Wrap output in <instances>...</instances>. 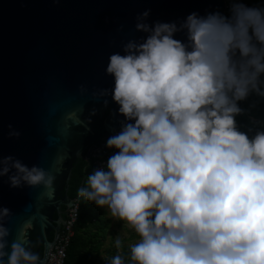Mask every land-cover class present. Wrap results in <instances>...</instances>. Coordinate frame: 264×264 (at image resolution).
Masks as SVG:
<instances>
[{
    "label": "clouds",
    "instance_id": "1",
    "mask_svg": "<svg viewBox=\"0 0 264 264\" xmlns=\"http://www.w3.org/2000/svg\"><path fill=\"white\" fill-rule=\"evenodd\" d=\"M228 3L229 15L179 23L150 25L146 10L135 25L146 36L108 57L113 86L99 95L124 119L105 142L115 151L77 194L137 234L128 264H264V129L236 119L242 101L264 97V7ZM4 175L54 192L53 174L12 156H0ZM9 214L0 207V264H40L23 233L8 245Z\"/></svg>",
    "mask_w": 264,
    "mask_h": 264
},
{
    "label": "water",
    "instance_id": "2",
    "mask_svg": "<svg viewBox=\"0 0 264 264\" xmlns=\"http://www.w3.org/2000/svg\"><path fill=\"white\" fill-rule=\"evenodd\" d=\"M146 10L150 25L179 23L192 12L224 14V0H0V156L55 176L51 194L43 185L12 187L0 176V207L10 210L3 219L8 245L23 233L33 252L43 247L40 264L63 224L53 215L71 204L76 159L120 129L118 105L99 93L113 86L109 55L146 36L135 28Z\"/></svg>",
    "mask_w": 264,
    "mask_h": 264
},
{
    "label": "trees",
    "instance_id": "3",
    "mask_svg": "<svg viewBox=\"0 0 264 264\" xmlns=\"http://www.w3.org/2000/svg\"><path fill=\"white\" fill-rule=\"evenodd\" d=\"M249 6L264 7V0H247ZM241 107L246 109L243 115L237 116L238 124L242 131L248 128L264 129V97L252 95L248 100L241 102ZM259 121L260 123H256ZM90 166L87 160L82 159L74 169L70 179L71 196L73 197L79 188L84 187L83 180L90 174ZM81 197L78 219L74 228V235L67 248V257L64 264H95L98 253L106 236L109 225L102 222V213L99 207H95ZM100 211V212H99ZM43 253L39 256L42 257ZM127 254V253H125ZM125 264H128V259Z\"/></svg>",
    "mask_w": 264,
    "mask_h": 264
},
{
    "label": "built area",
    "instance_id": "4",
    "mask_svg": "<svg viewBox=\"0 0 264 264\" xmlns=\"http://www.w3.org/2000/svg\"><path fill=\"white\" fill-rule=\"evenodd\" d=\"M244 2L248 4L247 0H244ZM229 6L228 0H224V15H229ZM116 132H114L113 135ZM109 136L111 135L101 137L91 149L89 157L86 159L89 163L91 172L94 168L105 165L107 158L115 151L114 149L105 147L106 139ZM77 193L78 191L71 198L70 206L67 207V213L63 220L62 227L56 235L54 243L49 250L46 264H64L66 260L67 248L74 235V228L78 219L80 208L81 197Z\"/></svg>",
    "mask_w": 264,
    "mask_h": 264
},
{
    "label": "rangeland",
    "instance_id": "5",
    "mask_svg": "<svg viewBox=\"0 0 264 264\" xmlns=\"http://www.w3.org/2000/svg\"><path fill=\"white\" fill-rule=\"evenodd\" d=\"M88 175L89 174H87L83 180L84 186H86L85 182L87 180ZM90 204H92L94 206V208L96 207L95 204H93V203H90ZM94 208L92 209L93 211H95ZM99 209L101 210V213H102V217H101L102 222L104 224H106V223H108L107 220H110L107 231H106V236L109 234L112 239H114V240L119 239V240H121L122 244H124V246H128V247L133 242H136L138 240L137 234L134 232V230L132 228H130L128 226V224L126 222L120 221V220L116 221V219L111 216L107 207L99 208Z\"/></svg>",
    "mask_w": 264,
    "mask_h": 264
},
{
    "label": "crops",
    "instance_id": "6",
    "mask_svg": "<svg viewBox=\"0 0 264 264\" xmlns=\"http://www.w3.org/2000/svg\"><path fill=\"white\" fill-rule=\"evenodd\" d=\"M116 221H117V219H116ZM115 241L116 240L112 239L109 234L107 236H105V239H104L102 246L100 248V252L98 253V256L96 258L95 264H106V262L109 259H111L113 256H115L117 254H120L122 256H126L127 259L129 260V251H130L129 247L124 246V244H122L121 248L117 249ZM134 243L135 242H133L132 244H134ZM125 253H127V254H125Z\"/></svg>",
    "mask_w": 264,
    "mask_h": 264
},
{
    "label": "flooded vegetation",
    "instance_id": "7",
    "mask_svg": "<svg viewBox=\"0 0 264 264\" xmlns=\"http://www.w3.org/2000/svg\"><path fill=\"white\" fill-rule=\"evenodd\" d=\"M86 151H87V149H84V151H83V153H82V156L81 157H78L77 159H76V161H75V163H74V166H73V168H72V174H71V177H72V175H73V173H74V169L78 166V164L81 162V160L82 159H85L84 157H85V155H86ZM86 160V159H85ZM71 189H70V183H69V187H68V190H67V195H68V198L69 199H71L72 198V196H71ZM66 213H67V206H65V205H62L61 207H60V213L59 214H54L53 215V217H54V219H57L58 218V216H59V225H60V227H61V223H62V221L64 220V218H65V216H66ZM47 240H49V241H52L53 240V238H54V233H53V231H50L49 233H48V235H47ZM52 247V246H51ZM40 253H43V247L41 246L40 247V249H39V251H38V254H40ZM40 257V256H39Z\"/></svg>",
    "mask_w": 264,
    "mask_h": 264
}]
</instances>
